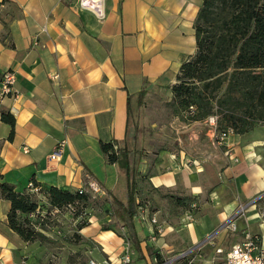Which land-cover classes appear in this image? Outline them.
<instances>
[{
  "label": "crops",
  "instance_id": "0c3cea01",
  "mask_svg": "<svg viewBox=\"0 0 264 264\" xmlns=\"http://www.w3.org/2000/svg\"><path fill=\"white\" fill-rule=\"evenodd\" d=\"M203 3L102 0L101 17L77 0H0V75L14 71L18 91L0 100V183L20 192L32 181L76 191L93 179L102 197L109 190L126 201V173L108 161L101 142L117 141L136 160V196L144 201L134 218L141 250L106 212L107 204L106 217L91 209L82 229L73 219L76 256L67 253L63 264H80L76 259L83 257L122 264L127 244L133 264H225L218 249L242 242L247 233L264 244V126L233 133L223 144L214 141L213 126L202 134L199 122L186 124L187 142L170 149L128 139L141 91L146 109L151 101L172 102L180 67L197 50L195 22ZM171 196L196 198L201 207L171 204ZM10 208L0 193V264L60 261L64 253L50 242L62 243L61 232L52 227L45 232L49 241L25 242L9 226ZM187 250L186 258H176Z\"/></svg>",
  "mask_w": 264,
  "mask_h": 264
},
{
  "label": "trees",
  "instance_id": "16d2710c",
  "mask_svg": "<svg viewBox=\"0 0 264 264\" xmlns=\"http://www.w3.org/2000/svg\"><path fill=\"white\" fill-rule=\"evenodd\" d=\"M196 46L194 55L185 60L171 86L172 105L193 121L216 116V130H232L236 134L252 131L264 125V0H204L195 22ZM145 90L139 93L142 105ZM3 120L14 124L7 113ZM101 149L110 163H118L126 173L127 200L119 199L107 190L106 212L125 226L127 236L137 250H141L134 218L140 203L136 196V160L128 147L117 141L101 142ZM40 187L39 193L26 188L17 191L8 182L0 183V193L11 202L8 223L25 242H47L51 215L67 208L78 221L77 228L89 224V192L57 186ZM47 197L49 207L40 204L38 195ZM184 207L186 199L178 198ZM104 229L111 227L104 225ZM74 235L79 237L78 234ZM158 259L161 256L157 255Z\"/></svg>",
  "mask_w": 264,
  "mask_h": 264
},
{
  "label": "rangeland",
  "instance_id": "374dc122",
  "mask_svg": "<svg viewBox=\"0 0 264 264\" xmlns=\"http://www.w3.org/2000/svg\"><path fill=\"white\" fill-rule=\"evenodd\" d=\"M145 98V97H144ZM146 102L143 101L142 105L139 102L133 103L132 110L129 116V133L128 139L133 141V139L139 142V145L142 141L147 143V146L150 149H157L159 147H163L166 149H170L174 147L176 144L182 145L187 142L186 136L188 135L190 130L186 129V124L199 122L201 125L196 126L202 134H205L211 127H214L216 130V126L212 124L210 118L211 115L204 120L193 121L189 119V115L185 113H181L178 110V107L172 105L170 102H160L155 103L151 101L149 103L150 109H146ZM264 125H257L254 129L259 128ZM253 129V130H254ZM215 141V138H214ZM216 142V141H215ZM217 143V142H216ZM93 196V195H92ZM118 197V196H117ZM123 200L122 198L118 197ZM177 196H171L167 199L173 204V202H178ZM40 200V204L44 205L45 208L49 207L47 204L46 195L40 194L38 198ZM182 199H186L189 202V207H192L195 210H199L201 207L199 200L196 198L193 200L191 198L183 197ZM124 201V200H123ZM139 203H144L142 199H140ZM181 207H184L180 204ZM194 206V207H193ZM108 207L106 203V198L101 195L93 196L89 201V209H95L99 215L106 217L105 209ZM245 207L242 208L241 211L237 213L239 216L241 213H244ZM90 215V214H89ZM84 218H79L78 221H84ZM73 215L71 210L67 208H62L61 210L55 211V214L51 215L50 227H54L55 231L61 232L59 234L62 239V243L56 242L57 240H51V247L54 248L55 252L64 253L63 255L58 254L57 258L60 261H56V264H63L67 253L69 254V258H74L76 253L74 252L73 242L76 239L74 235V224H73ZM73 224V225H72ZM112 224V222H111ZM83 257V256H81ZM80 264H87L90 260L88 257H83L80 259H76Z\"/></svg>",
  "mask_w": 264,
  "mask_h": 264
},
{
  "label": "built area",
  "instance_id": "2783aa9c",
  "mask_svg": "<svg viewBox=\"0 0 264 264\" xmlns=\"http://www.w3.org/2000/svg\"><path fill=\"white\" fill-rule=\"evenodd\" d=\"M79 6L83 9H90L98 13L99 16H104L103 6L101 4L102 0H77ZM45 30V29H44ZM54 79L58 78L59 75L54 73L52 75ZM17 81V76L14 71H6L0 75V100L6 96H18V91L15 88ZM213 125L216 126V116L210 118ZM214 138L217 143L223 144L233 134L232 130L227 131H214ZM61 143L60 145H62ZM25 152H28V149H24ZM60 148L57 147L56 151L51 155V159H56L59 155ZM28 190L39 193L40 187L36 186L34 182H30ZM83 191L89 192L93 196H98L102 193L100 185L93 179L81 187ZM147 215V214H146ZM144 215V220L154 223L157 225V232H163V226L159 224L158 220L154 218H148V215ZM192 250L183 251L177 255L176 258H186ZM219 253H224L225 264H264V244L257 235L246 234L245 239L242 242L234 244L231 248L227 250L218 249ZM175 258V257H174ZM134 259L132 257V251L130 245L127 244L123 254L121 256L122 264H133ZM171 259H164L163 261L156 262L155 264H170ZM87 264H113L108 260H97L91 258Z\"/></svg>",
  "mask_w": 264,
  "mask_h": 264
}]
</instances>
